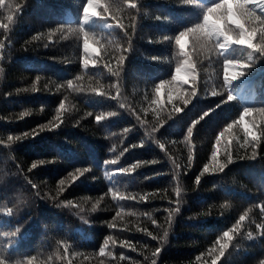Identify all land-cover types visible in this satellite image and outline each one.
<instances>
[{
	"label": "trees",
	"instance_id": "obj_1",
	"mask_svg": "<svg viewBox=\"0 0 264 264\" xmlns=\"http://www.w3.org/2000/svg\"><path fill=\"white\" fill-rule=\"evenodd\" d=\"M11 2V11L0 8V25H7L0 27V264H150L144 257L160 245L148 233L159 239L168 227L164 209L178 206L157 264L260 258L264 54L246 44L209 50L193 33L184 37L186 55L175 43L224 0H106L110 10L96 8L91 23L83 13L88 0ZM220 11L221 27L236 29L227 5ZM79 28L96 41L90 40L95 51H84ZM253 43H260L258 34ZM120 55L126 59L118 67ZM185 61L194 72L182 70L174 81ZM224 61L239 62L229 69L239 75L227 85ZM245 108L252 111L241 122ZM217 163L226 165L223 171ZM249 231L255 238L233 251ZM222 243L229 247L220 256Z\"/></svg>",
	"mask_w": 264,
	"mask_h": 264
},
{
	"label": "clouds",
	"instance_id": "obj_2",
	"mask_svg": "<svg viewBox=\"0 0 264 264\" xmlns=\"http://www.w3.org/2000/svg\"><path fill=\"white\" fill-rule=\"evenodd\" d=\"M89 2L94 6L99 8L101 5V0H89ZM229 2L231 4H233L235 7L233 9V15L236 16L241 22L242 24L237 26L236 29H233L231 26L225 24V27L228 30H231L234 33L233 39H240L243 38L244 40H252L253 37L252 35H250L251 32H256V35L258 34V38L260 40V46H261V50L264 51V0H259L258 4L256 3H252L251 0H229ZM7 8L8 11H11L13 8V3L11 2V0H9L8 4L5 5V0H0V8ZM219 6L218 5H213L212 7L208 8V13H215L217 8ZM260 9V12L262 13V15L258 16L256 15V8ZM222 15V13H221ZM206 19V16L204 17ZM257 25H260L261 27H257ZM208 31V35L207 37L205 36H200V35H196V43L206 46L209 48V50H213L211 45L209 44V41L214 39L215 36L219 33V29L216 28L215 22H213L212 26H211V30H206ZM235 44V43H233ZM0 47H3V42L0 41ZM252 49L255 48V43H253V46L251 47ZM224 65H231L233 68L237 67L239 65L238 61H224ZM190 71V69H186V72ZM176 72V69H175ZM191 79L193 78L192 76L190 77ZM229 99H232V97H230ZM252 110L250 108H245L243 110V112L241 113V115H243L245 112H251ZM115 115V113H113ZM97 121L100 120V117L98 116ZM194 122V121H193ZM252 125H255V121H252ZM246 136L252 134L253 132H251L249 127H245L244 129ZM8 139H11V136L8 137ZM231 157H229L228 163H230ZM106 163V161H105ZM137 165V164H134ZM226 165L223 164V170L225 168ZM135 169V168H134ZM222 170V171H223ZM3 177H0V181H2ZM145 179H147V177H145ZM197 182H199L200 177H196ZM29 183H31V181H29ZM33 187H36L35 184H33ZM109 192H112V189L109 188L108 189ZM176 195L177 197L180 196V189L176 188ZM118 195V193H113V199H116V196ZM126 198H132L131 194H129V196H124V195H120V199H126ZM143 198V197H142ZM177 203L179 204V201H177ZM56 208H60L59 204L53 205ZM164 211L168 212V216L165 218L167 223H168V227L167 228H163L162 232L163 234L161 236H159V239L157 236L152 235L151 233H148L149 236H151V238L153 240H158L159 243V247H156L154 251H151V257L149 256H145L144 259L146 261H150V264H157V260L155 259V257H157L160 253H161V249L169 242V235H170V231L172 229V223H173V217L177 214H180V207H176L173 209H168L165 208ZM264 211V210H262ZM147 215V219L149 221H151V223L153 225H156V220L153 218V216L151 214H146ZM245 219V216H241L240 217V221H243ZM187 220H196L192 217H189ZM157 227H160L159 225H156ZM258 229H262L264 228V224H257L256 226ZM146 231V229H145ZM264 233V231H262L260 233V235ZM224 237L227 238L228 241H232L233 240V236H230L228 234V232L226 231L224 233ZM255 236L254 234L249 231L245 234H242L239 238V240L233 245L232 250L235 251L236 249H243L244 248V242L245 241H249L254 239ZM146 247V246H145ZM229 247V245L227 243H225L224 245H222L220 252L222 254V256L225 254V249H227ZM261 249H264V244L260 245ZM134 250V249H133ZM165 264H169V262H165ZM213 264H215V261H213ZM253 264H264V254H262L260 256V258H258L256 261L253 262Z\"/></svg>",
	"mask_w": 264,
	"mask_h": 264
},
{
	"label": "snow or ice",
	"instance_id": "obj_3",
	"mask_svg": "<svg viewBox=\"0 0 264 264\" xmlns=\"http://www.w3.org/2000/svg\"><path fill=\"white\" fill-rule=\"evenodd\" d=\"M214 5H218L219 6L217 8L216 12L215 13H208V9H207L205 11L204 15H203V21L204 22L202 24H197V25H195L194 28H189V29H186L184 31H181L178 35L175 36V43H176V45L179 46L180 51H181L182 54L186 55V53H184V48H185L184 37L188 36L190 33H193L195 35H200V36L207 37L208 31H206V30H211V26H212L213 22H215L216 28L220 30L219 33L215 36V38L209 41V44L211 45L213 50H215L217 48L223 50V49H225L226 47H228L229 45H231L233 43L238 44V45L246 44L249 48H251L253 46V39L252 40H244L243 38H240V39L234 40L233 39L234 33L231 30H228L225 26L221 27V25H220V21L224 19V13L221 12L220 10L223 9L225 7V5H227V16H228V19H233V17H235L236 19H233V23H235L236 26H239V25L242 24V22L236 16L233 15V9H234L235 6L233 4H231V3H227L226 4L225 0H224L223 3H216ZM100 7H103L105 12L110 10V8L108 6H106V0H101ZM130 7L136 8V4L132 3L130 5ZM96 8L97 7H94L88 0V2L83 7L84 19L87 20V19L91 18L92 16L98 15V13L95 11ZM90 12L92 13L91 16L89 15ZM221 13H222V15H221ZM205 16H206V19L204 18ZM213 16H215L214 20L211 19V17H213ZM157 19H159V17H157ZM7 20L8 21H12L13 20V16H11V15L7 16ZM0 27L7 28V25H0ZM119 27L125 28V26L123 24H120ZM75 30L83 34L84 51L86 53L91 52V51H95V49L90 48V40L92 41V43H96V41L90 36V34L85 32L82 28L75 29ZM250 35H252V37H254V36H256V32H251ZM165 39H167V38H165ZM254 49L256 51L260 52L261 54H264V51L261 50L260 44H256L255 43V48ZM123 51H127V49H124ZM125 59H126V57L124 55H120L118 57L117 61H116L117 66L119 67V66L123 65V63L125 62ZM153 59H155V58H153ZM92 62L95 63V61H92ZM88 63H89V61L87 59L83 60V64H84L85 67L88 66ZM230 68H233V67L231 65H224V84L225 85H227L231 80L237 78V75H239L236 72H233L230 75V73H229V69ZM186 69H190V71L186 72ZM182 70L185 71L186 74H189L190 72H194V69H192V65H191L190 61H185V67L183 69L181 67H177L176 68V75H174L172 77V79L174 81L177 80L178 78H180V73L182 72ZM113 74L114 75H119V73L116 72L115 70H113ZM192 77H193L192 80L195 81V75H192ZM71 83L72 82L69 81V86H71ZM163 84H164V82L162 81L161 84L156 85L157 93L159 92V89L161 87H163ZM215 94L216 93H213V95H215ZM230 97L231 96H229L228 99ZM179 98L183 99L185 104L188 103V99L187 98L182 97V96L179 97ZM169 99L171 100L172 97L170 96ZM61 108H63V104H61ZM175 111L179 112V111H181V109L180 108H176ZM250 114H251V112H245L243 115H241V117H240L241 122L243 121L244 116L250 115ZM202 118H203V116L201 117V119ZM100 119H102V117H100ZM195 123H197V121L193 122V124H195ZM232 127H233L232 124H228L227 129H225V132H227L228 129H231ZM245 127H247V126H245ZM42 130H43V126L41 127V131ZM192 131H193V129L191 127H189L188 128L189 136H191ZM24 135L27 136V135H29V133H25ZM223 135H224V133H221V136H223ZM250 135L253 136L254 140L256 139L255 133H252ZM221 136L217 137V143L220 142ZM11 139H12V137H11ZM17 139H19V137H17ZM245 142L248 143L247 140ZM253 146L255 147V145H253ZM189 160H191V156L189 157ZM213 162H216V153L215 152H213ZM41 163H43V161H41ZM106 163H109V161H106ZM112 163H115V161H112ZM35 166L36 165L33 164V167H35ZM136 167H138V165H132L129 169H126V170L122 169V171H131L132 169H134ZM217 168H218V170L222 171L223 170V164H218L217 163ZM205 170H207V166H206ZM77 171H80V170L78 169ZM70 175H71V173H70ZM261 210H264V209H261ZM239 223H240V220L237 221V225H239ZM262 230H264V228H262ZM109 239H111V237L106 238L105 243H107ZM217 243H219V241H217ZM224 244L225 243L220 244V249H221L222 245H224ZM220 249H219V254H220V256H222V254L220 252ZM100 251H101V253H103L104 252V248L102 247L100 249ZM27 264H32V262L29 260L27 262Z\"/></svg>",
	"mask_w": 264,
	"mask_h": 264
},
{
	"label": "rangeland",
	"instance_id": "obj_4",
	"mask_svg": "<svg viewBox=\"0 0 264 264\" xmlns=\"http://www.w3.org/2000/svg\"><path fill=\"white\" fill-rule=\"evenodd\" d=\"M90 16H91V15H90ZM86 21L89 22V23H91V22H92V18H89V19H87ZM19 247H20V244L17 245L15 248L18 249Z\"/></svg>",
	"mask_w": 264,
	"mask_h": 264
}]
</instances>
